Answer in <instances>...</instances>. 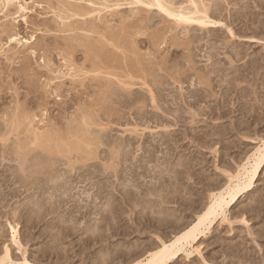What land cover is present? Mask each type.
<instances>
[{"label": "rangeland", "instance_id": "1", "mask_svg": "<svg viewBox=\"0 0 264 264\" xmlns=\"http://www.w3.org/2000/svg\"><path fill=\"white\" fill-rule=\"evenodd\" d=\"M89 1L65 0L87 11L72 17L64 0L0 1V256L8 246L15 259L26 252L40 264H132L192 224L264 138V42L248 39H264V24L256 30L252 22L264 18L257 5L264 0H195L232 27L237 40L225 27L178 24L144 3L150 0ZM162 1L194 9L191 0H173L176 8ZM79 38L93 42L86 46ZM208 104L216 114L208 113ZM218 104L231 113L219 117ZM45 129L66 143H59L63 152L37 146L35 134ZM78 135L90 137V146ZM20 139L30 144L26 156L14 147L24 144ZM75 141L82 150L67 151ZM228 209L194 252L169 264H264V168L252 190Z\"/></svg>", "mask_w": 264, "mask_h": 264}, {"label": "bare ground", "instance_id": "2", "mask_svg": "<svg viewBox=\"0 0 264 264\" xmlns=\"http://www.w3.org/2000/svg\"><path fill=\"white\" fill-rule=\"evenodd\" d=\"M1 2H3L5 5H12L14 2H15V0H0ZM90 1H92V0H90ZM89 1V2H90ZM131 1V0H130ZM133 1V0H132ZM138 2H143V0H137ZM136 1V2H137ZM170 0H168V2H169ZM173 0H171V2H172ZM93 2V1H92ZM96 2V4L94 3V5H99V3H98V1H95ZM165 2H167V0H165ZM170 2V3H171ZM190 2H192L193 4L192 5H194L193 7H194V9H190V8H188V9H185V8H183V6H182V8H179V7H181L180 5H178L179 7H177L178 8V10L177 9H172L169 5H167V4H169V3H164L162 0H150L148 3L146 2V1H144V3L145 4H148L149 6H157L158 7V9H160L161 10V12L163 11V12H165L166 14H168L169 16H172V17H174V19H176L175 21H176V23H178V24H185V26L187 27V25L186 24H193V23H198V24H200V25H202V26H204V27H213V28H219L220 26H221V28H223V27H225L226 29H228V33H227V35H228V37H229V39H236L237 40V37L238 38H241V37H239L238 35H237V33H236V31H234L233 29H232V27H230L228 24H226V23H224V21L222 22L221 20H217V19H214V17L212 18V15H211V13H209V7H207L206 6V2L204 3V1H203V3L205 4V6L206 7H200L198 4L200 3V2H196L195 0H191ZM189 2V3H190ZM257 2V1H256ZM263 2V1H262ZM64 3H65V5H66V7L65 8H67V6H69L68 8H69V11H70V16L69 17H72V16H85V12H83L84 10L86 11V9L82 6H80V8H84L83 10H80V9H78V7H77V5L75 4V5H73L72 3L71 4H68L67 2H65V0H64ZM68 5H67V4ZM98 3V4H97ZM101 3V2H100ZM107 3V2H106ZM131 3V2H130ZM133 3V2H132ZM176 3V2H175ZM15 4V3H14ZM103 4V2L100 4V6ZM134 4H136V3H134ZM139 4V3H138ZM172 4H173V2H172ZM204 4H202V5H204ZM4 5V6H5ZM104 5V4H103ZM107 6H108V8H110L111 6L110 5H108V4H106ZM174 5V7H175V4H173ZM208 5V4H207ZM257 5H258V7L260 6L261 7V9H264V6L262 5V3H258L257 2ZM10 6H8V7H10ZM64 6V5H63ZM105 6V5H104ZM147 6V5H146ZM189 6V5H188ZM191 6V5H190ZM7 7V6H6ZM193 7H191V8H193ZM259 7V8H260ZM106 8V7H105ZM176 8V7H175ZM94 9V8H93ZM102 9V8H101ZM104 9V8H103ZM102 9V10H103ZM63 10H65V9H63ZM68 10V9H67ZM98 11V10H100V9H94V11ZM102 10H100V11H102ZM100 11H98V12H100ZM89 12V11H88ZM247 12V11H246ZM66 13H68L67 11H66ZM86 13H87V11H86ZM260 13H263V10H262V12H260ZM259 13V14H260ZM213 14V13H212ZM216 14V13H215ZM258 14V13H257ZM246 15H247V13H246ZM67 16H68V14H67ZM246 17V16H245ZM250 17V16H249ZM215 18H217V17H215ZM252 22H253V24H257L256 25V30H258V29H260L262 26H263V24H264V18H262V17H257V16H255V19L253 18L252 19ZM174 23V22H173ZM91 25H93V24H91ZM197 25V24H196ZM94 26V25H93ZM179 26V25H178ZM92 27V26H91ZM177 27V26H176ZM180 27V26H179ZM189 27V26H188ZM95 28H96V26H95ZM182 28V27H181ZM199 28V27H198ZM263 28H264V26H263ZM89 29V28H88ZM262 29V28H261ZM110 30V29H109ZM194 30V29H193ZM95 31L96 32H100V31H97L96 29H95ZM95 31H93V32H95ZM111 31V30H110ZM185 31H186V29H185ZM188 31V30H187ZM211 31V30H210ZM101 33H102V31H101ZM111 33V32H110ZM113 33V32H112ZM102 35H105V32L102 34ZM112 36H114V35H112ZM117 37V36H116ZM113 38V37H112ZM112 38H111V40H112ZM70 39V38H69ZM72 39V38H71ZM78 39V38H77ZM76 39V40H77ZM79 39H82V38H79ZM110 39V38H109ZM114 39V38H113ZM118 39V38H117ZM121 39V38H120ZM248 39H251V41H255L256 42V40H258V41H262V42H264V39H261V38H258V37H256L255 35H252V36H250ZM73 40H75V39H73ZM83 40V39H82ZM80 41V40H79ZM84 41V40H83ZM82 41V42H83ZM97 41H99V40H97ZM100 41H102L101 39H100ZM109 41V40H108ZM113 41V40H112ZM116 41V40H115ZM231 41H233V40H231ZM235 41V40H234ZM68 42V41H67ZM70 42V41H69ZM81 42V43H82ZM85 42V41H84ZM89 42H90V40H89ZM93 42V41H92ZM92 42H90V43H92ZM117 43H118V41H116ZM115 42V43H116ZM225 42V41H224ZM226 42H229L228 40L226 41ZM262 42H260V43H262ZM71 43V42H70ZM72 43H74V42H72ZM90 43H87V40H86V42H85V44H86V46L87 45H89ZM96 43V42H95ZM132 43V42H131ZM69 44V43H68ZM102 44V43H101ZM111 44H112V42H111ZM97 46H98V44H96ZM114 45V44H113ZM116 45V44H115ZM131 45V44H130ZM70 46V45H69ZM68 46V47H69ZM71 46H72V44H71ZM91 46V45H90ZM97 46H96V48H95V50L97 51ZM89 47V46H88ZM100 47V46H99ZM104 46H102V48H103ZM131 47V46H130ZM71 48V47H70ZM69 48V49H70ZM90 48V47H89ZM94 48H90V51L93 49V51H95L94 50ZM102 48H100V49H98V51L99 50H101ZM189 48V47H188ZM216 49V48H215ZM233 49V48H232ZM103 50V49H102ZM217 50H218V48H217ZM235 50V49H234ZM70 51H71V49H70ZM70 51H68V52H70ZM89 51V50H88ZM90 51H89V53H90ZM95 51V52H96ZM94 52V53H95ZM213 52V51H212ZM236 52H237V54L236 55H240L242 52H240V51H237L236 50ZM70 53H72V51L70 52ZM91 54V53H90ZM93 54V53H92ZM95 54H97V55H99L98 53H95ZM213 54V53H212ZM216 54L217 53H214L213 54V56H216ZM233 54V53H232ZM101 55V54H100ZM99 55V56H100ZM111 55H113L114 56V54H111ZM210 55V54H209ZM212 56V55H211ZM209 57V59L210 58H213V57ZM217 56H218V54H217ZM237 56V57H238ZM104 57V56H103ZM229 57V56H228ZM231 57V56H230ZM100 58H101V56H100ZM112 58V57H111ZM260 58V57H259ZM98 59V58H97ZM108 59V58H107ZM190 59V58H189ZM216 59H218V58H216ZM240 59V58H239ZM257 59V58H256ZM232 60V59H231ZM230 60V61H231ZM243 59H241L240 61H242ZM255 60V59H254ZM112 61V60H111ZM253 61V60H252ZM257 61V60H256ZM130 62V61H129ZM136 62V61H135ZM189 62H191V61H189ZM221 62V61H220ZM223 62V61H222ZM235 62V61H234ZM258 62V61H257ZM131 63V62H130ZM140 63V62H139ZM225 63V62H224ZM227 63V62H226ZM140 64H142V63H140ZM218 64V63H217ZM217 64H215V65H217ZM232 64V63H231ZM131 65V64H130ZM137 65V64H136ZM224 65V64H223ZM226 65V64H225ZM229 65V64H228ZM240 65V64H239ZM135 66V65H134ZM209 66H211V65H209ZM221 66H222V64H221ZM206 67V66H205ZM213 67V66H212ZM219 67V66H218ZM236 67V66H235ZM97 68V67H96ZM100 68H102V66L100 67ZM132 68H134L133 66H132ZM131 68V69H132ZM139 68V67H138ZM216 68V67H215ZM241 68V67H240ZM258 68V67H257ZM97 69H99V68H97ZM97 69H95L94 68V70H97ZM211 69V68H210ZM209 69V70H210ZM218 69V68H217ZM225 69V68H224ZM231 69H232V67H231ZM129 70V69H128ZM196 70V69H195ZM208 70V69H207ZM226 70H227V68H226ZM230 70V69H229ZM238 70V69H237ZM242 70V69H241ZM93 71V70H92ZM131 71V70H130ZM129 71V72H130ZM175 71V70H174ZM202 71V70H201ZM219 71H220V69H219ZM224 71V70H223ZM223 71H220V72H223ZM228 71V70H227ZM246 71V70H245ZM89 72H91V70L89 71ZM88 72V73H89ZM134 72V71H133ZM212 73H215L216 74V70L214 69V70H212L211 71ZM242 72V71H241ZM258 72V71H257ZM84 73H86V71L84 72ZM135 73H136V69H135ZM202 73H204V72H202ZM227 75H228V72H225ZM236 73V72H235ZM112 74V73H111ZM129 74H131V73H129ZM129 74H127L128 76H130ZM198 74V73H197ZM200 74V73H199ZM205 74H206V72H205ZM204 74V75H205ZM223 73H221V75H222ZM230 74H231V72H230ZM243 74V73H242ZM66 75H67V73H66ZM69 75H70V73H69ZM109 75H110V73H109ZM133 75V74H132ZM202 75V74H201ZM204 75H202V76H204ZM207 75H209V74H207ZM233 75V74H232ZM241 75V74H240ZM245 75V74H244ZM127 76V77H128ZM135 76V75H134ZM137 76V75H136ZM143 76V75H142ZM146 76H148V75H146ZM206 76V75H205ZM219 76H220V74H219ZM222 76H225V74H223ZM239 76V75H238ZM138 77V76H137ZM212 75L209 77V78H211L212 79ZM226 77V76H225ZM228 77V76H227ZM131 78V77H130ZM129 78V79H130ZM133 78V77H132ZM142 78V77H141ZM198 78H200V76L198 77ZM202 78V77H201ZM208 78V77H207ZM220 78H223V77H220ZM234 78V77H233ZM232 78V79H233ZM241 78V77H240ZM134 79V78H133ZM143 79V78H142ZM217 79V78H216ZM216 79L214 80V81H216ZM225 79H227V78H225ZM230 79V78H229ZM197 80V79H196ZM213 80V79H212ZM145 81H147V79L145 78ZM221 82H223V80H220ZM220 81H218V83H220L221 85H223V83H221ZM226 81V80H225ZM228 81V80H227ZM126 81H122V83H125ZM193 82H194V80H193ZM198 82L200 83V81H199V79H198ZM198 82H195V83H191L192 85H195L196 86V84H198L199 85V83ZM202 83H204L203 85H205V87H212V85H211V81L210 80H207V81H201ZM231 82V81H230ZM109 83V82H108ZM128 85L129 84H133V82L131 81V83H128V81L126 82ZM147 83H149V82H147ZM147 83H144V84H147ZM201 84V83H200ZM213 84V83H212ZM124 85V84H123ZM202 85V84H201ZM207 85V86H206ZM106 86H108V85H106ZM133 86V85H132ZM213 86H215V85H213ZM124 87H125V85H124ZM127 87V86H126ZM131 87V86H130ZM147 87H150V89H151V86H148V84H147ZM197 87H199V86H197ZM203 87V86H202ZM217 87V86H216ZM220 87V86H219ZM113 88V87H112ZM201 88V87H200ZM213 88V87H212ZM193 89V88H192ZM197 89V88H196ZM199 89V88H198ZM203 89H205V90H208V89H206V88H203ZM216 89V88H215ZM229 89V88H228ZM103 90H106V89H103ZM110 90V89H109ZM151 90H153V89H151ZM194 90V89H193ZM209 90H211V89H209ZM221 90H223V89H221ZM201 91V90H200ZM214 91H216L217 92V90H214ZM225 91H227V90H225ZM106 92V91H105ZM191 92H192V90H191ZM206 92V91H205ZM194 93H196L195 92V90H194ZM207 93V92H206ZM103 95H104V93H102ZM109 94V93H108ZM128 94H130V93H128ZM186 94V93H185ZM197 94V93H196ZM213 93L211 92V91H208V93H207V95L206 96H211ZM217 94V93H216ZM227 94H228V92H227ZM182 95H184L183 93H182ZM192 95V94H191ZM200 95H205V94H200ZM224 95V94H223ZM184 96H186V95H184ZM193 96V95H192ZM205 96V97H206ZM214 96V95H213ZM217 96H218V94H217ZM217 96H216V98H217ZM110 97V96H109ZM184 98V97H183ZM189 98V97H188ZM193 98H194V100H195V98H196V96H193ZM192 98V99H193ZM198 99V98H197ZM196 99V100H197ZM200 99V98H199ZM198 99V101H201V100H199ZM212 99V98H211ZM223 99V98H222ZM189 100V99H188ZM194 100H189V102H190V104L192 105L194 102ZM219 100V99H218ZM184 101H185V99H184ZM207 101H210V100H207ZM212 101V100H211ZM215 101V100H214ZM223 101H224V99H223ZM196 102V101H195ZM203 102H205V101H203ZM218 102V101H217ZM220 102V101H219ZM211 103V102H210ZM224 103V102H223ZM230 103V102H229ZM155 104V103H154ZM200 104V103H199ZM207 104V103H206ZM213 104H215L216 105V103H214L213 102ZM212 104V105H213ZM220 104V103H219ZM217 105V110H219L220 111V113H218L219 114V117H222V116H224V115H226L227 113L228 114H230L231 112L229 111H223V109H221V108H219L220 107V105ZM225 104V103H224ZM223 104V105H224ZM236 104V103H235ZM246 104V103H245ZM188 105V104H187ZM191 105H190V107H191ZM196 105H197V103H196ZM209 105V104H208ZM214 105V106H215ZM243 105V104H242ZM214 106H211V104L209 105V107L210 108H208L211 112H208V113H211V114H213L214 112H215V107ZM234 106V105H233ZM193 107H194V105H193ZM206 107H208V106H206ZM226 107V106H225ZM224 106H223V108H225ZM160 108H161V106H160ZM202 108V107H201ZM204 108H205V106H204ZM230 108V107H229ZM248 108V107H247ZM252 108V107H251ZM250 108V109H251ZM159 109V108H158ZM226 109V108H225ZM161 110V109H160ZM228 110V109H227ZM232 110V109H231ZM234 110H236V109H234ZM238 110V109H237ZM240 110V109H239ZM245 110H246V108H245ZM244 110V111H245ZM205 111V110H204ZM204 111H202V112H204ZM207 111V110H206ZM177 112V111H176ZM199 112V111H198ZM232 112H234V111H232ZM249 112H250V110H249ZM85 112H83V114H84ZM242 113H244V112H242ZM248 113V112H247ZM252 113V112H251ZM90 114V113H89ZM201 113H199L198 115H200ZM205 114H207V112L205 113ZM215 114H216V112H215ZM241 114V113H240ZM174 115V114H173ZM178 115V114H177ZM181 115V114H180ZM208 115V114H207ZM214 115V114H213ZM242 115V114H241ZM17 116V115H16ZM85 116H87V115H84V117ZM175 116H176V114H175ZM179 116V115H178ZM192 116V115H191ZM212 116V115H211ZM15 117V116H14ZM27 117V116H26ZM29 117V116H28ZM90 117H91V115H90ZM177 117V116H176ZM218 117V118H219ZM227 117V116H226ZM229 117V116H228ZM231 117V116H230ZM12 118H13V116H12ZM11 118V119H12ZM22 119H21V121H26V119L27 118H25L24 120H23V118L24 117H21ZM225 117H223V119H224ZM255 118V117H254ZM13 119H16V117L15 118H13ZM17 119H18V116H17ZM74 119V118H73ZM87 119V118H86ZM90 119V118H89ZM196 119V118H195ZM226 119H228V118H226ZM241 119V118H240ZM244 119V118H243ZM31 120V119H30ZM29 120V122H30V124H31V122H32V120L30 121ZM75 120V119H74ZM77 120V119H76ZM78 120H79V118H78ZM175 120V119H174ZM180 120V119H179ZM217 120V119H216ZM222 120V119H221ZM5 121V120H4ZM11 121V120H10ZM13 121H20V120H13ZM80 121V120H79ZM79 121H78V123H79ZM88 121V120H87ZM95 121V120H94ZM93 121V122H94ZM176 121H178V120H176ZM176 121H175V124H176ZM206 121V120H205ZM246 121V120H245ZM244 121V122H245ZM252 121V120H251ZM7 122H9V121H7ZM12 122V121H11ZM10 122V123H11ZM72 122V121H71ZM85 122H86V120H85ZM97 122V121H96ZM181 122H183V121H181ZM209 122V121H208ZM241 122V121H240ZM247 122V121H246ZM245 122V123H246ZM249 122V121H248ZM14 122H12V124H13ZM19 124H20V122H18ZM86 123H89V125H90V122H86ZM198 123V122H197ZM250 123V122H249ZM7 124V123H6ZM17 124V123H16ZM28 124V123H27ZM29 124V125H30ZM72 124V123H71ZM74 124V123H73ZM97 124V123H96ZM100 124V123H99ZM185 124V123H184ZM218 124V123H217ZM216 124V125H217ZM223 124H224V122H223ZM243 124V123H242ZM248 123H246L245 125H247ZM9 125V124H8ZM14 125H15V123H14ZM18 125V124H17ZM78 125V124H77ZM81 125H83V124H81ZM85 125V124H84ZM89 125H88V127H89ZM102 125V124H101ZM212 125V124H211ZM210 125V126H211ZM218 125H221L220 124V122H219V124ZM239 126H237L236 125V129H239V128H242V127H240V123L238 124ZM244 125V124H243ZM242 125V126H243ZM7 126V125H6ZM10 126H12V125H10ZM28 126V125H27ZM31 127L30 128H32V124L30 125ZM75 126V125H74ZM79 126H80V123H79ZM86 126V125H85ZM100 126V125H99ZM209 126V125H208ZM223 126V125H222ZM233 126H235V125H233ZM232 126V127H233ZM248 126V125H247ZM251 126V125H250ZM8 127V126H7ZM34 127V126H33ZM68 127V126H67ZM76 127V126H75ZM88 127H85V128H88ZM174 127V126H173ZM198 127V126H197ZM200 127V126H199ZM198 127V128H199ZM218 127V126H217ZM9 128V127H8ZM26 128V127H25ZM35 128V127H34ZM80 128H81V126H80ZM204 128V127H203ZM5 129H7V128H5ZM17 129H18V127H17ZM33 129V128H32ZM54 129V128H53ZM56 129V128H55ZM70 129H71V126H70ZM82 129V131H83V128H81ZM80 129V130H81ZM173 129V128H172ZM194 129V128H193ZM213 129V128H212ZM220 129V128H219ZM235 129V128H234ZM253 129V128H252ZM21 130V129H20ZM24 129L22 128V130L21 131H23ZM29 130H31V129H29ZM29 130H27V131H29ZM35 130V129H34ZM34 130H33V133H34ZM36 130H40V128L38 129H36ZM36 130H35V133H37L36 132ZM42 130V129H41ZM49 130V129H48ZM66 130V129H65ZM68 130V129H67ZM76 130V129H75ZM74 130V131H75ZM85 130V132H90V130L89 131H87L86 129H84ZM93 130V129H92ZM174 130V129H173ZM181 130V129H180ZM246 130V129H245ZM1 131H3V130H1ZM42 131H44V130H42ZM69 131V130H68ZM73 131V130H72ZM78 131V130H77ZM229 131V130H228ZM231 131V130H230ZM234 131V130H233ZM19 132V131H18ZM18 132H16L17 134H18ZM24 132V131H23ZM30 132H32V130L30 131ZM47 132V133H46ZM56 131H54L53 133H55ZM95 133H96V131H94ZM98 132V131H97ZM171 132H172V130H171ZM214 132V131H213ZM245 132V131H244ZM9 133V132H8ZM12 133V132H11ZM14 133V132H13ZM41 132H38V134H35V139H36V141H35V143H37V146L38 147H41V148H43V150L44 149H46L47 151H49V152H56V151H61V152H63L62 151V149L60 150V148H61V144H59V143H65V142H59V141H56L54 138H53V135L50 133V130H49V132L45 129V132L42 134H40ZM57 133H58V131H57ZM56 133V134H57ZM93 133V132H92ZM216 133V132H215ZM238 133V132H237ZM246 133V132H245ZM249 133V132H248ZM20 134H22L21 132H20ZM25 134H26V132H25ZM55 134V135H56ZM67 134V133H66ZM73 133H71L70 135H72ZM75 134V133H74ZM73 134V135H74ZM77 134H79V132L78 133H76L75 135H77ZM91 134V133H90ZM172 134V133H171ZM256 134H258V133H256ZM8 135V134H7ZM7 135L5 136V137H7ZM29 135H31V133L29 134ZM29 135H28V137H27V135L25 136V137H27V138H29L30 139V137H29ZM55 135H54V137H55ZM65 135V134H64ZM70 135L68 136V138L70 137ZM82 135H83V132H82ZM92 135V134H91ZM95 135V134H94ZM97 135H98V133H97ZM212 135V134H211ZM214 135V134H213ZM249 135V134H248ZM10 136H11V134H10ZM59 136V135H58ZM61 136V135H60ZM59 136V137H60ZM79 136V135H78ZM77 136V137H78ZM84 136V135H83ZM88 136H89V134H88ZM168 136V135H167ZM174 136V135H173ZM184 136V135H183ZM240 136V135H239ZM250 136V135H249ZM9 137V136H8ZM7 137V138H8ZM34 137V136H33ZM82 137V136H81ZM98 137H100V136H98ZM97 137V138H98ZM103 137V136H102ZM21 138V137H20ZM31 138H32V136H31ZM61 138V137H60ZM64 138V137H63ZM67 138V139H68ZM87 137H86V135H85V138H81V140H80V136H79V139H78V142H79V140H80V142L82 141L83 142V139H86ZM90 138V137H89ZM88 138V139H89ZM96 138V137H95ZM248 138V137H247ZM0 139H2V138H0ZM11 139V138H10ZM28 139V140H29ZM56 139H58L57 137H56ZM62 139V138H61ZM64 139H66V138H64ZM69 139H71V138H69ZM76 139V138H75ZM88 139H86L87 140V143L86 144H89V146H90V141L88 140ZM93 139V138H92ZM100 139V138H99ZM3 140V139H2ZM22 139H20V141H21ZM27 140V141H28ZM59 140V139H58ZM63 140V139H62ZM62 140H60V141H62ZM194 140V139H193ZM3 141H5V139L3 140ZM15 141V140H14ZM23 142L25 141V139L24 140H22ZM26 141V142H27ZM31 141H33V139H31ZM74 141V140H73ZM72 140L70 141H66L67 143L68 142H73ZM77 141V140H76ZM76 141L73 143V144H67L68 145V147H67V151H69V152H72L73 150L75 151V149L77 150V152L78 151H81L82 150V144H77L76 143ZM93 141H94V139H93ZM251 141V140H250ZM260 142L258 143V145L257 146H255V148H254V150H252V152L251 153H249V155H247V157L243 160V163L240 165V166H238L239 168H238V170H237V172L235 173V174H232V175H229L228 176V182L226 183V184H224V186L219 190V191H217V192H215V190L210 194V201H209V203L207 202V205H206V207L198 214V216H197V219L192 223V224H190L186 229H184V230H182L179 234H177L175 237H173L174 239H172L171 241H169V242H167V241H165L164 239L163 240H160L159 242V245H158V247H156L155 249L153 248L152 250H147V253L145 254V256H143V257H141L140 259H138V260H136V259H134V260H136V261H134L132 264H169L170 262H172L174 259H177V258H179L182 254H187V255H190L192 252H194L196 249H195V247H194V244H195V242L203 235V234H205L210 228H211V225L213 224V222L215 221V219H217V217L219 216V215H223V217H226V212H227V210H229L228 208L230 207V206H232V205H235V203H237V200L241 197V196H243L244 194L246 195V193H248L250 190H252V188H253V186L255 185V183H256V179L260 176V172H261V170L264 168V138L263 139H261V140H259ZM10 142V141H9ZM17 142V141H16ZM99 143H100V141H99ZM177 143V142H176ZM250 143V142H249ZM255 143V142H254ZM4 144V143H3ZM16 144V143H15ZM66 144V143H65ZM94 143H92V145H93ZM97 144V143H96ZM102 144V143H101ZM10 145V144H9ZM12 145V144H11ZM18 146H14V147H17V153L18 154H24L25 153V156H26V154H28V152L30 151L28 148H30V147H28V146H30V144H29V142H27V144H25V142H24V144L23 143H18L17 144ZM36 145V144H35ZM63 145V144H62ZM91 145V146H92ZM95 145V144H94ZM3 146V145H2ZM178 146V145H177ZM5 147V146H4ZM6 147H7V145H6ZM36 147V146H35ZM63 147V146H62ZM87 147V146H86ZM11 148V147H10ZM34 148V147H33ZM41 148H40V150H41ZM64 148V147H63ZM91 148V147H90ZM94 149H95V147H93ZM92 148V149H93ZM4 149H6V148H4ZM27 149L29 150L28 152H27ZM31 149V148H30ZM36 149V148H35ZM93 149V150H94ZM172 149V148H171ZM91 150V149H90ZM89 150V151H90ZM5 151V150H4ZM9 151V150H8ZM32 151H34V150H32ZM45 151V150H44ZM86 151V150H85ZM88 151V152H89ZM95 152H96V150H94ZM14 152V151H13ZM27 152V153H26ZM31 152V151H30ZM83 152V151H82ZM81 152V153H82ZM91 152H92V150H91ZM3 153V152H2ZM5 153V152H4ZM48 153V152H47ZM57 153V152H56ZM65 153V152H64ZM74 153H76V152H74ZM11 154V153H10ZM13 154V153H12ZM55 154V153H54ZM90 154V153H89ZM92 154H93V152H92ZM94 154H96V153H94ZM6 155H9V154H6ZM15 155H17V154H15ZM36 155V154H35ZM50 155V154H49ZM66 157H67V155L66 154H64ZM5 156V155H4ZM24 156V155H23ZM24 156V157H25ZM31 156V155H30ZM55 156V155H54ZM83 156V155H82ZM166 156V155H165ZM168 156V155H167ZM19 157V156H18ZM62 157V156H61ZM73 157V156H72ZM71 157V158H72ZM84 157V156H83ZM115 157V156H114ZM245 157V156H244ZM2 158V160H3V156L1 157ZM21 158V157H20ZM170 158V157H169ZM9 159V158H8ZM26 159V158H25ZM70 159V158H69ZM84 159V158H83ZM171 159V158H170ZM242 159V158H241ZM4 160H7L6 158L4 159ZM3 160V161H4ZM72 160V159H71ZM75 160V159H74ZM78 161V160H77ZM169 161V160H168ZM20 162H22V161H20ZM85 162V161H84ZM191 162V161H190ZM2 163V162H1ZM18 163V162H17ZM166 163V162H165ZM181 163V162H180ZM52 164V163H51ZM240 164V163H239ZM86 165V164H85ZM27 166V165H26ZM105 167V166H104ZM43 168V167H42ZM108 168V167H107ZM24 169H25V167H24ZM105 169V168H104ZM104 169H103V171H104ZM191 169V168H190ZM26 170H27V168H26ZM43 170V169H42ZM71 170V169H70ZM177 170V169H176ZM191 170H193V169H191ZM183 171V170H182ZM229 171V170H228ZM118 172V171H117ZM24 173V172H23ZM65 173V172H64ZM70 173V172H69ZM92 173V172H91ZM96 173V172H95ZM186 173V172H185ZM188 173V172H187ZM60 174V173H59ZM105 174V173H104ZM107 174H108V172H107ZM182 174V173H181ZM65 175V174H64ZM115 175V174H114ZM59 176V175H58ZM70 176V175H69ZM52 178H54V177H52ZM56 178H57V176H56ZM64 178V177H63ZM55 179V178H54ZM53 179V180H54ZM69 178H67V180H68ZM71 179V178H70ZM59 180V179H58ZM85 180V179H84ZM65 181V180H64ZM66 182V181H65ZM64 182V183H65ZM70 182V181H69ZM71 183V182H70ZM74 183H75V181H74ZM73 183V184H74ZM80 183H82V181L80 182ZM111 183V182H110ZM83 184V183H82ZM65 185V184H64ZM64 185H62L61 184V186H64ZM70 185H72V184H70ZM97 185H98V183H97ZM96 185V186H97ZM220 185V184H219ZM95 186V185H94ZM100 186V185H99ZM108 186V185H107ZM67 187V186H66ZM72 187H74V186H72ZM79 187V186H78ZM101 187V186H100ZM105 187V186H104ZM221 187V186H220ZM62 188V187H61ZM99 188V187H98ZM211 188H212V186H211ZM216 188V187H215ZM73 189V188H72ZM86 189V188H85ZM94 189V188H93ZM65 190V189H64ZM100 190V189H99ZM98 190V191H99ZM210 191V190H209ZM67 192V191H66ZM1 194V193H0ZM4 194V193H3ZM83 194H85L84 192H83ZM82 194V195H83ZM7 197V196H6ZM90 198V197H89ZM3 199V198H2ZM7 201V200H6ZM4 201L2 200V203H3ZM79 204H80V202H79ZM112 204V203H111ZM205 205V204H204ZM109 207V206H108ZM95 213V212H94ZM100 213V212H99ZM96 214H98V213H96ZM35 225V224H34ZM12 226V225H11ZM13 228V230H15L16 231V229H14L15 227H12ZM32 228H33V226H32ZM182 229V228H181ZM69 230V229H68ZM31 233V232H30ZM176 233H177V231H176ZM15 234H16V232H15ZM14 234V235H15ZM17 235V234H16ZM15 235V236H16ZM33 238V237H32ZM31 238V239H32ZM16 239V238H15ZM6 246V245H5ZM53 247V246H52ZM51 248V247H50ZM196 248H198V246L196 247ZM198 250V249H197ZM200 251V250H199ZM23 256V255H22ZM46 256V255H45ZM114 261V260H113ZM42 263V262H41ZM113 263V262H112ZM121 263V262H120ZM0 264H40V263H35V262H32L29 258H28V256H26V252L24 253V257H23V259H15L14 257H13V255L11 254V251H10V247H8V246H6V248H5V254L3 255V256H0Z\"/></svg>", "mask_w": 264, "mask_h": 264}]
</instances>
